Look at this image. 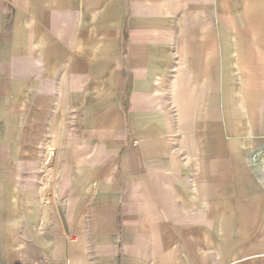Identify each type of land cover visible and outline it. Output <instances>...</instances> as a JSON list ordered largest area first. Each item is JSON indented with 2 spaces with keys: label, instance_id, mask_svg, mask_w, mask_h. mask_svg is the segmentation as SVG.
<instances>
[{
  "label": "crops",
  "instance_id": "1",
  "mask_svg": "<svg viewBox=\"0 0 264 264\" xmlns=\"http://www.w3.org/2000/svg\"><path fill=\"white\" fill-rule=\"evenodd\" d=\"M0 264H264V0H0Z\"/></svg>",
  "mask_w": 264,
  "mask_h": 264
},
{
  "label": "built area",
  "instance_id": "2",
  "mask_svg": "<svg viewBox=\"0 0 264 264\" xmlns=\"http://www.w3.org/2000/svg\"><path fill=\"white\" fill-rule=\"evenodd\" d=\"M54 158H55V151L53 149H48L45 153V156H44V160H43V166L45 168H48L51 166V164L53 163L54 161ZM42 202L45 206L48 205L49 203V199H48V194L47 192L45 191L43 193V197H42Z\"/></svg>",
  "mask_w": 264,
  "mask_h": 264
},
{
  "label": "rangeland",
  "instance_id": "3",
  "mask_svg": "<svg viewBox=\"0 0 264 264\" xmlns=\"http://www.w3.org/2000/svg\"><path fill=\"white\" fill-rule=\"evenodd\" d=\"M255 157V156H254Z\"/></svg>",
  "mask_w": 264,
  "mask_h": 264
}]
</instances>
